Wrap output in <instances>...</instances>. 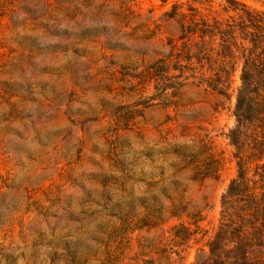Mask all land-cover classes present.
Segmentation results:
<instances>
[{"label": "rangeland", "instance_id": "374dc122", "mask_svg": "<svg viewBox=\"0 0 264 264\" xmlns=\"http://www.w3.org/2000/svg\"><path fill=\"white\" fill-rule=\"evenodd\" d=\"M238 4L0 0V264H192L208 252L238 175ZM201 19L205 37L183 36ZM232 34L240 50L221 47ZM244 142L252 174L264 120ZM166 188L201 217L139 223L140 200ZM99 225L103 245L91 240Z\"/></svg>", "mask_w": 264, "mask_h": 264}, {"label": "trees", "instance_id": "16d2710c", "mask_svg": "<svg viewBox=\"0 0 264 264\" xmlns=\"http://www.w3.org/2000/svg\"><path fill=\"white\" fill-rule=\"evenodd\" d=\"M229 3L238 4L235 0H229ZM241 6L242 14H239L240 21L235 30L244 32L248 45L242 52L241 86L237 91L233 113L235 126L229 134V140L235 148L238 175L221 197L220 223L207 245L208 252H202L192 264H264V257L257 260L251 257V250L264 248V164L256 166L251 174V154L244 142L248 128L264 120V11L243 4ZM197 24L199 28L188 26L183 36L195 33L205 37L210 26L208 20L201 19ZM218 29L221 31L220 27ZM232 36L234 45L227 42L221 47L240 50L241 45L235 41L236 35ZM184 51L185 59L192 60V47L186 45ZM203 79L208 82L214 80L209 76ZM177 182L173 180L172 184L176 185ZM177 191L175 188L170 192L166 188L160 190V195L154 192L142 198V210L138 214L142 219L139 223L148 221L146 226L154 228L167 219L201 217V211L193 208L190 202H179L174 198ZM109 211L113 216L122 212L118 204L111 205ZM182 228L187 230L184 225ZM106 232V226H97L91 240L103 245Z\"/></svg>", "mask_w": 264, "mask_h": 264}]
</instances>
